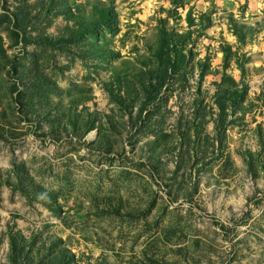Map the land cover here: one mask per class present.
<instances>
[{
  "label": "rangeland",
  "instance_id": "obj_1",
  "mask_svg": "<svg viewBox=\"0 0 264 264\" xmlns=\"http://www.w3.org/2000/svg\"><path fill=\"white\" fill-rule=\"evenodd\" d=\"M0 264H264V0H0Z\"/></svg>",
  "mask_w": 264,
  "mask_h": 264
}]
</instances>
